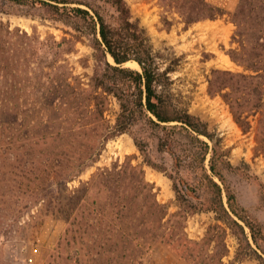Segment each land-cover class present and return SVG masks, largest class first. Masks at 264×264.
Masks as SVG:
<instances>
[{"label": "rangeland", "instance_id": "obj_1", "mask_svg": "<svg viewBox=\"0 0 264 264\" xmlns=\"http://www.w3.org/2000/svg\"><path fill=\"white\" fill-rule=\"evenodd\" d=\"M45 1L57 4L52 0H0L3 6L0 10L1 28L17 30L27 41L23 48L16 37L5 36L1 40L8 43L4 49L0 48V89L14 88L1 82L4 75L8 80L17 77L21 81L17 88L31 93L58 89L57 81L62 76L92 92L95 89L92 78L99 61L91 37L76 29L75 25L83 26L82 21L56 19L52 6ZM126 1L133 19L139 20L146 29L161 67L173 69L172 87L178 102L187 106L217 138L222 139V147L232 166L226 172L227 180L245 213L258 223L257 236L261 246L256 244L251 228L238 216L235 217L245 228L244 236L239 229L234 230L218 219L213 210H192L186 214L170 172L154 167L147 156L178 174L179 180L187 181L200 172L195 157L198 148L194 147V161L187 160L179 166L169 151L160 149V130H153L140 120L127 131L117 132L115 125L121 113V103L116 95L107 94L104 120L98 124L100 131L104 132L100 138L104 140L103 148L96 159L86 162L89 164L77 175H66L64 181L55 183L47 196L41 192L38 183L39 163L46 158L38 153V149L45 147L42 142L38 144L42 138L35 133L21 138L19 131L10 134L6 129L3 132L5 127L0 125L7 139L0 146V264H86L87 245L83 242L87 241L89 234H82L85 226L78 224L74 229L79 232L72 231L71 223L76 216L77 220L85 222L83 215H88L89 207L94 208L92 203L97 202L95 207H98L105 198L101 188L91 186L94 174L104 168L131 163L144 168L145 177L153 186L142 213H146L156 201L164 204L166 211L160 215L153 213L146 225L138 228L139 234L146 233L151 237V248L143 254L140 264H264V96L254 91L250 93L249 87L233 92L234 97H241L240 102L244 103L245 99L251 102L244 106L248 121L244 128L223 94L211 91V81L217 80L219 70L232 72L234 77L223 76L233 83L238 81L236 84L245 83L241 81L243 74H257L230 54L232 49L240 50V43L234 39L238 27L232 18L240 0H209L227 12L191 24L162 0ZM69 5L79 4L73 2ZM60 42L64 43L58 47ZM36 47L38 55L32 56L30 48L34 51ZM16 58L19 61H15ZM108 59L116 63L111 54ZM8 65L11 66L8 68ZM125 65L142 70L134 59ZM17 71L18 76H14ZM249 78L255 86L256 79ZM213 88L217 89V86ZM230 90L227 86L223 91ZM92 136L89 134L87 142L95 141ZM136 136L144 143L145 152L138 145ZM201 137L212 143L207 135ZM210 158L211 151L205 161L208 168ZM215 177L223 186V200L228 206L226 186L218 176ZM194 195L193 190L189 191L188 197L196 202ZM139 198V201L143 200V197ZM138 204L135 202V209ZM72 206L79 210L72 213ZM135 221L140 222L141 217ZM69 228L71 232L64 249L61 247V253H58V245ZM249 241L258 253L251 250Z\"/></svg>", "mask_w": 264, "mask_h": 264}, {"label": "trees", "instance_id": "obj_2", "mask_svg": "<svg viewBox=\"0 0 264 264\" xmlns=\"http://www.w3.org/2000/svg\"><path fill=\"white\" fill-rule=\"evenodd\" d=\"M52 1H56L57 4L45 2L52 6L56 19L65 22L67 20L83 22V26L75 25V27L91 37L99 64L92 78L95 88L92 92L74 85L62 76L57 81L58 89H45L39 92L37 90L32 93L17 88L21 83L17 77L8 80L4 75L1 80L8 86H14L12 89H0V125L5 127L2 128L3 132L6 129L10 134L19 131V134H22L21 138L35 133L42 138L41 141L38 140V144L42 142L45 145L44 148L38 149V153L46 157L39 163L38 183L41 192L45 196L49 195L55 183L64 181L66 175H77L85 165L89 164L86 162L96 159L104 143V140L100 139L104 136V132L98 127L99 122L104 120L103 107L106 101L104 98L107 94H113L121 103V113L115 125L117 132L127 131L140 120L153 130H160L162 132L158 135L160 149L169 151L179 166H183V162L187 160L194 161V147L198 148L197 153H199L195 157L199 162L200 172L193 177V181L179 180L178 174L152 161L146 155L154 167L170 172L183 211L189 214L192 210H213L218 219L225 221L234 230L239 229L244 236L245 228L235 217L238 216L251 228L256 244L261 246L257 236L258 223L245 213L227 180L226 172L232 166L222 147V139L217 138L209 130L208 125L187 106L178 102L172 87L173 69L161 67L146 29L139 20L133 19L128 2L126 0ZM73 2L79 5H69ZM162 2L166 6L175 8L187 24L206 18L214 19L227 12L223 7L209 0H162ZM2 8L0 4V10ZM232 18L238 27L234 39L240 43V50L232 49L230 54L247 68L257 71V74L250 76L243 74L241 81L245 83L236 84L238 81L233 83L223 76L234 77L232 72L219 70L217 72L220 75L215 80L218 84L212 80L211 91L223 94L232 106L238 122L246 128L248 121L244 116V106L251 102L248 99H245L244 103L240 102L241 97H234L233 92L236 89L241 91L249 87L250 93L254 91L257 95L264 96V0H240ZM1 27L2 25H0L1 49H4L8 43L1 41L5 36L16 37L24 48L27 43L24 35L10 27L7 30ZM63 43H57V46L61 47ZM30 53L32 56H37L38 47L34 48V51L30 48ZM108 54L113 56L116 63L109 61ZM132 59L140 63L142 70L125 65ZM15 61H19V58ZM12 63L14 64V60ZM10 66L8 65V68ZM13 75L18 76V71ZM249 77L256 79L255 86L253 82H249ZM213 86H217V89ZM227 86L231 90L224 92ZM89 134L95 137L93 143L87 142ZM203 134L207 135L212 143L203 139L201 137ZM11 136L9 135L10 138ZM135 138L145 152L144 143L137 136ZM6 140L0 128V146L3 142L6 143ZM210 151V168H208L205 161ZM192 164L194 166V163ZM144 173L141 165L131 163L123 167L117 165L113 168H104L94 174L90 181L92 185H89L101 188L105 198L98 207H95L97 202L92 203L94 208L89 207L88 215H83L85 222L77 220L76 216L71 223L72 231L79 232L74 229L78 224L85 226L82 234H89L86 237L87 241L83 242V245H87L86 264H140L143 254L151 248L150 235L139 234L138 228L146 225L147 219L149 217L151 219L153 213L160 215L166 211H164L165 205L156 201L150 205L146 213H142L144 204L151 195L150 192H153V186ZM215 176H218L226 186L228 206L223 200V186ZM191 190L195 192L196 202L188 197ZM139 197H143V200L139 201ZM135 202L140 203L136 209ZM50 203L53 206L52 200ZM67 204L68 200L65 207ZM71 209L72 213L79 210L75 206ZM131 216L133 219H129ZM137 217H141L138 223L135 221ZM70 232L71 228L59 243L58 253H61V247L64 249ZM249 247L258 253L250 241Z\"/></svg>", "mask_w": 264, "mask_h": 264}]
</instances>
